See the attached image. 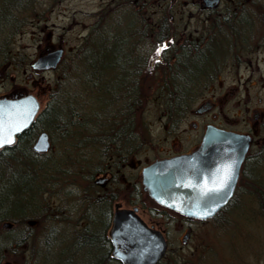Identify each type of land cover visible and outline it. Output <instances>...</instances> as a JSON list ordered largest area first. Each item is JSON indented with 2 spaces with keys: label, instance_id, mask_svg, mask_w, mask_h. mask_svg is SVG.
Wrapping results in <instances>:
<instances>
[{
  "label": "trees",
  "instance_id": "16d2710c",
  "mask_svg": "<svg viewBox=\"0 0 264 264\" xmlns=\"http://www.w3.org/2000/svg\"><path fill=\"white\" fill-rule=\"evenodd\" d=\"M34 2L36 0H0V66L12 60L8 51L9 38H4L2 33L9 32L15 15L28 11L32 5L34 7ZM119 6L121 1L116 0L115 7L112 5L114 8L89 27L70 58L60 63L48 101L30 128L24 130L13 145L0 150V222H11L8 228L0 227V264L18 251H21L20 256L23 255L16 261L18 264H120L107 251L109 240L106 228L110 222L111 203L107 193L92 184L91 175L96 171L95 164L105 161V148L114 146L117 150L121 149L119 142H128L135 131L133 118L129 117L136 106V97L130 93L135 81H126L125 93L119 79L120 60L134 57L130 45L123 46L124 41L126 45L129 41L137 40L133 29H128L131 36L124 37L119 27L122 23L134 26L135 11L130 1L124 2L122 9ZM236 6L239 14L250 12L262 15H256L255 21L251 20L252 24L264 18V0H239ZM242 14L236 19L232 15H223L211 23L226 33L221 38L213 39L217 44H223V40L234 42L236 35L233 36V33L242 35L228 27L251 23ZM119 18L122 20L118 21ZM4 23L8 24L7 28ZM108 64L112 66L111 70L117 72L109 80L110 83L117 81L119 86L115 89H107L108 80L102 77L103 73H107ZM93 71L99 73L101 78L92 77ZM155 84L162 89L159 95L153 96L157 102L169 108L173 100L181 105L187 104L186 98L170 96V82L167 80ZM146 98L142 97V108L146 105ZM188 99L189 104L194 96H188ZM39 131L49 134L52 146L59 142L62 148L52 153L51 150L48 153L34 152L32 143ZM139 137L144 144V135L139 133ZM91 149L100 151L95 159L89 156ZM77 161L84 163L80 171L82 177L76 175ZM79 178L89 183V195L81 194L75 186ZM56 194L61 195L62 200L69 198L72 208L59 210L63 215L68 214L67 221L55 219L58 206L54 205L52 197ZM86 208L91 212L87 213ZM76 213L78 220L71 222L73 224L65 223H69ZM102 219L105 221L103 228L93 232L96 222ZM44 222L50 224L49 229L40 236L36 235L35 231ZM68 227L73 228L70 232L74 238L69 242L66 238L68 234L61 229ZM30 237L35 246H28ZM60 237L66 241L60 240ZM26 254L30 256L29 259Z\"/></svg>",
  "mask_w": 264,
  "mask_h": 264
},
{
  "label": "flooded vegetation",
  "instance_id": "af4514ba",
  "mask_svg": "<svg viewBox=\"0 0 264 264\" xmlns=\"http://www.w3.org/2000/svg\"><path fill=\"white\" fill-rule=\"evenodd\" d=\"M111 1L115 2L116 0ZM120 1H130L134 5L135 11V25L131 27L127 26V24L125 26V23H122L119 27L124 37L131 36L128 33V29H133V35L137 38L136 41H129L126 45L124 41L123 46L128 47L130 45L129 48L133 50L134 57H125L124 61L120 60L121 73L119 76V79L122 80V90L125 93L127 92L125 88L126 81L128 79L135 81L134 85H131L134 88L130 89V93L136 97V106L132 108V112L129 115L130 118H133V121L132 119L130 121L134 123L135 131L133 132L134 135L131 134L128 138V142L123 144L119 142V145L122 146L121 149L117 150L114 146H107L103 151L104 157H106L105 161L95 164L96 171L91 174L93 176L92 184H98V188L107 193L109 197L111 217L113 209L117 205L120 208H137V210L158 208V210L161 209L160 211L166 212L167 209L151 198L145 189L142 181V170L145 166L156 160L188 153L196 149L200 145L204 131L209 124L246 133L250 136L248 149L240 165L233 195L213 219L222 221V218H218L217 216L226 208L236 205L244 206L247 204L249 206H256L257 208L264 207V98L259 96L257 99L252 98L253 101L248 98L249 93L255 87V82H252L254 69H251L250 66H252L254 61L255 64L258 61H264V56H260V54L264 53V32L262 33L263 35L259 34L258 36L251 33L257 39L253 42L249 41L252 38L249 35H237L233 33V36L236 35V40L228 44L225 56L213 59L212 56L214 57L217 46H225L217 44L213 40L222 37V28L213 26L211 23L223 15H232L236 19L238 13L236 5L239 0H184L183 3L181 2L182 0ZM175 4L181 5L182 9L180 11H178L179 9H174L173 6ZM165 5L167 8H165ZM189 5L196 6L197 8L194 10L190 8L184 10L183 7ZM102 15L98 17L97 21ZM228 27L238 33L240 32L237 30L238 26L236 25ZM239 36L245 37V42H238ZM246 39L248 40L246 41ZM211 42H215V44ZM254 53L258 55L254 56ZM227 62L231 63L234 80L244 82L243 95H248L246 99L242 100V105L237 102L236 108H244L247 112V121L241 124L240 128L236 129L221 123V121H216L222 114V104H220L222 103V94L218 98H212L216 94L217 89L211 91V98L204 99V96L208 92V80H215L220 77L223 67L224 65L226 67ZM111 67L108 64L107 73L102 74L103 80H108L107 89L111 87L115 89L119 86L116 80L113 83L109 82L111 78L115 77L113 75L117 73L115 70H111ZM249 69L250 71L247 73L246 78L244 80L241 79L239 75L243 73H240V71L246 72ZM92 77L101 78V75L93 71ZM164 80L170 82V86L168 87V93L172 94L170 96L186 98V105H181L173 100L169 108L164 103L162 104L153 99V96L159 95L158 92L162 90L158 89L155 83ZM260 89L264 91V83L261 84ZM18 95H22V93ZM143 96L147 97L145 99L146 103L152 100L159 105V125L166 134L171 133L173 135L176 128L179 129L189 119L192 111L197 115L205 113L211 108H218V112L207 114L204 119L205 122L202 120L201 125L196 122L189 123L197 133L192 143L188 142L189 145L186 149L172 150L170 152L156 150L154 147L150 149L152 152L149 157H145L142 160L143 162L134 164L132 163V159L139 153L146 151L145 144H142V138L139 137V130L137 129L139 122L141 123L144 109L142 108ZM188 96H194V100L189 104ZM196 103H198L197 106ZM103 107L110 108L105 105ZM122 108H125V106ZM206 119H208L207 122ZM183 135L184 137L186 136L185 133ZM173 144L174 142L171 145L173 146ZM99 152L98 150L93 151L91 149L89 156L92 155V159H95ZM99 178L103 180H98ZM245 193L248 196L240 200L239 194L244 195ZM121 197L126 198V201L121 202L118 200ZM247 198H249L248 201ZM170 212L168 211L170 215L174 214L172 211ZM182 219L187 222L193 221L188 217H182ZM145 221L152 227L158 228L151 221ZM158 222L157 220L156 224H160ZM161 231L166 234L165 230ZM191 231V224L189 226V223H187V227L184 228L183 235L181 236L183 242H186L187 238H190ZM106 237L109 240L108 233ZM107 251L111 256L112 248L110 241ZM164 257H166V254ZM163 258L158 264L162 263ZM117 262L120 263V261Z\"/></svg>",
  "mask_w": 264,
  "mask_h": 264
},
{
  "label": "rangeland",
  "instance_id": "374dc122",
  "mask_svg": "<svg viewBox=\"0 0 264 264\" xmlns=\"http://www.w3.org/2000/svg\"><path fill=\"white\" fill-rule=\"evenodd\" d=\"M183 1L181 2L183 3ZM115 2L111 0H36L34 7L32 5L28 11L17 13L16 17L13 18L12 28L9 29V32L2 33L4 38H9L8 51L12 60L10 63L0 66V97L9 96L14 93H22L24 95L30 93L38 98L41 109H43L49 98L50 87L55 83L58 69L53 71H37L32 69L31 63L39 55L59 48L63 49L61 62L68 60L72 52L80 44L83 35L89 31V27L94 24L101 14H107L110 9L114 8ZM123 3L124 1H121V6H119L121 9L123 8ZM173 8L179 9L178 11L182 9L181 5L178 4H175ZM183 8L184 10L188 8L194 10L197 7L189 5ZM242 15L250 21H255L256 15L257 17L262 16L261 14H251L250 12L243 13ZM120 20L122 18L118 19V21ZM7 25L4 23V27L6 26L7 28ZM234 25L238 26L237 30L240 31L239 33L252 37L249 39L250 42L257 40L252 36L253 34L258 36L264 32V18L257 20L255 24L254 22L252 24L251 21V23L247 24L240 23ZM221 33L226 34L224 31H221ZM239 41L245 42V37L238 38ZM222 42L225 47L217 46L214 57L212 56L213 59L225 56L230 40H223ZM253 55L257 56L258 54L254 53ZM260 56H264V53L260 54ZM224 67L220 77L215 80H208V92L204 96V99L211 98V91L217 89L216 94L212 98H218L222 94V103H220L222 104V114L216 121H221V123L236 129L240 128L241 124L247 121V112L244 108H236L237 102L242 105V100L246 99L248 95H243L244 82L234 80L231 63L227 62L226 67ZM250 68L254 69L252 82H255V87L249 93L248 98L251 100L252 98L257 99L259 96L264 98V91L260 89L261 84L264 83V61H258L257 64L254 61ZM249 71L250 69L246 72L240 71L243 74H240L239 77L244 80ZM197 105L198 103H196ZM217 110L218 108H211L205 113L197 115L192 111L189 119L179 129L176 128L174 134L171 135V133L166 134L159 125V105L152 100L147 101L142 112L141 123L139 122V126L137 127L139 133L145 137L143 139H145L144 147L146 151L135 156L132 159V163L138 164V162H143L142 160L145 157L150 156L152 152L150 149L154 147L156 150L170 152L172 150L186 149L189 145L188 142L192 143L197 133L189 123L196 122L201 125V121L205 119L207 114L217 113ZM183 133H185V137ZM172 142H174L173 146L171 145ZM58 148H62L61 144L59 142L54 143L50 153ZM77 162L76 175L82 177L80 171L84 163ZM88 184L86 179L82 180L79 178L75 186L81 194L89 195L91 192L88 191L90 189ZM60 196L56 194L52 197L54 198L52 202L58 206L55 219L59 220V222L60 220L67 221L69 219L67 218L68 214L67 216L63 215L59 210L64 207L67 209L72 208L69 198L62 200ZM245 196H248V194H239V199L243 200ZM118 200L125 202L126 198L121 197ZM248 200L249 198H247ZM160 210L153 208L151 210L141 209L139 211L145 220L151 221L159 229L166 231V234H164L169 242L168 251L161 264H264V207L257 208L256 206H249L247 204L244 206L236 205L226 208L217 216L218 218H222V221L210 219L207 221L193 220L191 222L183 220L177 214H171L173 215L171 216L167 211L162 212ZM86 211L87 213L91 212L89 208H86ZM77 215L78 213L74 214L73 219L69 223H65L73 224L71 222L78 220ZM157 220L160 224H156ZM3 222H0V227L6 228V223L11 225V222ZM55 223L58 224L57 221ZM104 223V219L96 222L93 232L101 230ZM187 223H189V226L191 224V236L187 238L186 242H183L181 236L183 235L184 228L187 227ZM39 226V230L35 231V234L38 236L42 232H46L50 224L44 222L40 223ZM71 228H61L64 233L68 234L69 237H66L68 242L74 239L72 238L73 233L70 232L73 231V228ZM56 237L58 240L59 234ZM62 239L66 241L65 238L60 237V240ZM27 242L29 243L28 246H35L31 237L28 238ZM20 253L21 251L12 255L10 254L9 259H6L4 262L18 264L16 261L23 256H20ZM27 257L28 259L30 258L29 255Z\"/></svg>",
  "mask_w": 264,
  "mask_h": 264
},
{
  "label": "water",
  "instance_id": "95a60500",
  "mask_svg": "<svg viewBox=\"0 0 264 264\" xmlns=\"http://www.w3.org/2000/svg\"><path fill=\"white\" fill-rule=\"evenodd\" d=\"M61 55V48L48 52L38 57L32 67L55 68ZM39 108L40 103L33 94L0 97V149L11 145L16 135L30 127ZM249 140L246 134L208 125L195 150L159 159L144 167V187L160 204L182 215L199 219L212 217L232 196ZM49 146L48 134L42 131L33 149L46 152ZM136 211L137 208L115 206L109 229L112 256L122 264H156L166 251V241Z\"/></svg>",
  "mask_w": 264,
  "mask_h": 264
},
{
  "label": "snow or ice",
  "instance_id": "6c2138e0",
  "mask_svg": "<svg viewBox=\"0 0 264 264\" xmlns=\"http://www.w3.org/2000/svg\"><path fill=\"white\" fill-rule=\"evenodd\" d=\"M166 46V45H165ZM158 51H159V49H158Z\"/></svg>",
  "mask_w": 264,
  "mask_h": 264
}]
</instances>
